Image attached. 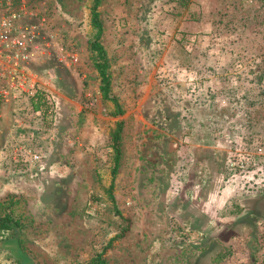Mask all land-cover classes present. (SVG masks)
Returning <instances> with one entry per match:
<instances>
[{
	"label": "rangeland",
	"instance_id": "1",
	"mask_svg": "<svg viewBox=\"0 0 264 264\" xmlns=\"http://www.w3.org/2000/svg\"><path fill=\"white\" fill-rule=\"evenodd\" d=\"M18 5L43 22L20 75L34 95L3 99L0 75V201L19 223L0 264H264V0H100L116 117L93 0Z\"/></svg>",
	"mask_w": 264,
	"mask_h": 264
},
{
	"label": "built area",
	"instance_id": "2",
	"mask_svg": "<svg viewBox=\"0 0 264 264\" xmlns=\"http://www.w3.org/2000/svg\"><path fill=\"white\" fill-rule=\"evenodd\" d=\"M16 1L0 0V75H7L10 84L2 92L5 100L18 99L23 91L28 96L34 95L33 86L25 90L20 75L23 74L25 60L35 54V42L43 22L34 24L32 12L23 5L15 6ZM29 158L32 162L39 160L38 154L29 153Z\"/></svg>",
	"mask_w": 264,
	"mask_h": 264
},
{
	"label": "trees",
	"instance_id": "3",
	"mask_svg": "<svg viewBox=\"0 0 264 264\" xmlns=\"http://www.w3.org/2000/svg\"><path fill=\"white\" fill-rule=\"evenodd\" d=\"M100 0H93V6L90 12V25L92 28V36L88 42L89 51L92 55L93 66L97 72L99 78V92L101 94L102 100L111 102L114 106V111L110 114L112 117L122 115L123 112L117 102V100L110 95V74L109 65L106 59L105 49L102 46L100 39L103 33L102 24L99 20V7ZM42 101V96L38 93L34 98L31 99V105L33 106V111H39L40 106L43 104H38ZM45 112L39 111L40 115ZM122 130V122L116 123V128L111 132V142L114 151L113 157V169L111 170V183L109 186L108 195L112 199L111 189L113 187L114 177L116 175V169L119 161V149L117 143L119 141V136ZM14 202V196H7L4 201H0V231L3 233H8L13 228L11 224L14 223L18 225V220H13V210L12 204ZM88 264H106L102 254H96V256L90 260Z\"/></svg>",
	"mask_w": 264,
	"mask_h": 264
},
{
	"label": "crops",
	"instance_id": "4",
	"mask_svg": "<svg viewBox=\"0 0 264 264\" xmlns=\"http://www.w3.org/2000/svg\"><path fill=\"white\" fill-rule=\"evenodd\" d=\"M198 257L199 258L196 259V262L194 264H214L218 255L215 253H205ZM220 264H230V263L221 262Z\"/></svg>",
	"mask_w": 264,
	"mask_h": 264
}]
</instances>
